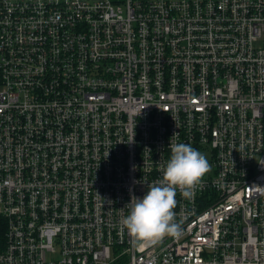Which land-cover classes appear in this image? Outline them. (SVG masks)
<instances>
[{
    "label": "built area",
    "instance_id": "2783aa9c",
    "mask_svg": "<svg viewBox=\"0 0 264 264\" xmlns=\"http://www.w3.org/2000/svg\"><path fill=\"white\" fill-rule=\"evenodd\" d=\"M176 142L210 170L136 247ZM0 264H264V0H0Z\"/></svg>",
    "mask_w": 264,
    "mask_h": 264
},
{
    "label": "clouds",
    "instance_id": "9594fccd",
    "mask_svg": "<svg viewBox=\"0 0 264 264\" xmlns=\"http://www.w3.org/2000/svg\"><path fill=\"white\" fill-rule=\"evenodd\" d=\"M169 147L170 158L162 168V177L148 184L142 197L132 195L125 206L129 214L121 218L122 226L139 248L154 245L166 236L181 234L182 221L176 222L173 211L177 205V191L190 197L210 170L205 155L192 145L176 142Z\"/></svg>",
    "mask_w": 264,
    "mask_h": 264
}]
</instances>
